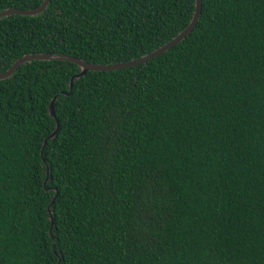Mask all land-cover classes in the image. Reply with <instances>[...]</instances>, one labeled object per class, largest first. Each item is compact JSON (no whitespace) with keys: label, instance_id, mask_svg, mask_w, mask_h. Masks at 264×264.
I'll return each mask as SVG.
<instances>
[{"label":"trees","instance_id":"obj_1","mask_svg":"<svg viewBox=\"0 0 264 264\" xmlns=\"http://www.w3.org/2000/svg\"><path fill=\"white\" fill-rule=\"evenodd\" d=\"M194 11L50 0L0 19V73L31 54L133 61ZM79 71L32 61L0 80V264H264V0H201L163 54Z\"/></svg>","mask_w":264,"mask_h":264},{"label":"water","instance_id":"obj_2","mask_svg":"<svg viewBox=\"0 0 264 264\" xmlns=\"http://www.w3.org/2000/svg\"><path fill=\"white\" fill-rule=\"evenodd\" d=\"M50 0H43L41 5L32 10H21V9H6L4 11L0 12V19L13 16V15H19V16H28V17H34L37 15L42 14ZM200 12H201V0H195V11L194 15L192 17V20L186 29L182 31L180 34H178L174 39H172L170 42L166 43L159 49L153 51L152 53L145 55L139 59L125 62V63H118V64H113V65H101V64H94V63H88L85 61H82L80 59L70 57L67 55H59V54H31V55H26L23 56L22 58L16 60L13 65L5 72L0 73V80L7 79L13 75V73L16 71V69L25 64V63H30L32 61H67L76 64L80 71L79 73L75 76V78L79 79L80 77H83L86 72L88 71H115L119 69H124L128 67H134L137 65L145 64L148 61L152 60L153 58L163 54L170 48H172L174 45L178 44L181 42L189 33L195 28L199 17H200ZM73 80V79H72ZM72 80L70 82V88L72 86ZM49 114L51 117H55V112H54V102H51V105L49 107Z\"/></svg>","mask_w":264,"mask_h":264}]
</instances>
